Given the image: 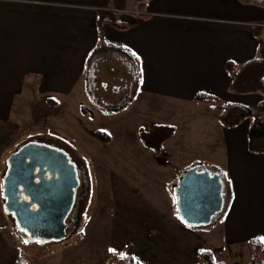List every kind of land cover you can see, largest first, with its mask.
Wrapping results in <instances>:
<instances>
[{
  "label": "crops",
  "instance_id": "crops-1",
  "mask_svg": "<svg viewBox=\"0 0 264 264\" xmlns=\"http://www.w3.org/2000/svg\"><path fill=\"white\" fill-rule=\"evenodd\" d=\"M98 1L0 0V162L15 153L11 148L39 114L49 120L50 101L65 108L58 111V129L65 133L70 101L81 116L82 102L93 101L91 91L110 92L105 104L125 102L143 120H159L142 123L135 135L160 177L159 207L138 220L141 232L158 235L146 245L154 264L180 252L188 264H198V251L207 245L236 257L225 264H249L250 240L264 241V153L248 149L251 119L225 128L220 115L228 103L255 108L263 100L258 93L235 94L225 65L240 67L257 56L254 29L264 23V8L239 0H150L137 16L125 11V0H111L129 27L104 24L101 46ZM199 93L221 102L196 103ZM108 112L98 110L95 117L103 120ZM157 126L173 129L160 155L140 136ZM202 164L222 172L231 191L224 216L207 237L179 219L171 191L184 171ZM178 236L189 243L179 245ZM243 252L247 256L238 260ZM18 253L9 260L0 254V264H16Z\"/></svg>",
  "mask_w": 264,
  "mask_h": 264
},
{
  "label": "rangeland",
  "instance_id": "rangeland-1",
  "mask_svg": "<svg viewBox=\"0 0 264 264\" xmlns=\"http://www.w3.org/2000/svg\"><path fill=\"white\" fill-rule=\"evenodd\" d=\"M90 94L93 96L92 103L84 101L81 106L82 115L85 116L77 115L79 109L75 106L76 103L69 102L66 111L70 114L65 123V133L58 129L62 120L58 111L65 108H59L57 103L50 101L49 120H41L39 114L35 125L30 128L32 131L25 133L11 148L10 153L16 152L28 142H47L68 154L76 167L78 187L73 211L67 219V224L70 225L67 229L68 236L47 242L50 250L47 255L38 257L18 234L15 218L6 210L2 193L3 177L7 172L10 156L6 161L0 162V244L4 248L0 246V254H7L8 260L17 251L27 264H111L126 250V253L136 259H145L148 264H154L146 245L157 239L158 235L141 232L138 220L149 211L148 208L159 207L161 198L154 197L161 191L160 177L152 168L153 159H147L143 155L145 148L135 135L139 134L137 129L142 123L151 124V121L159 120L153 119L155 116L143 120V117L135 115L124 106L115 111L110 110L108 117L103 120L96 119L98 110L106 112L110 109L111 105L105 104L110 92L91 91ZM252 109L256 116L260 115L255 108ZM96 130L108 133L111 142L103 144L97 141L93 137ZM193 167L195 166L187 170ZM181 176L174 185L178 184ZM174 187H171L172 193ZM74 214L77 216L75 221ZM215 224L213 222L200 226L199 229H192L204 232L203 235L207 237V232ZM203 239L206 240L205 237ZM178 242L179 245L189 243L185 238L182 240L181 236H178ZM204 247L202 249H208L209 246ZM214 254L217 262L236 259L230 252L220 248ZM246 256L243 252L237 257L241 260ZM251 257L250 253L248 261H251ZM187 259L186 252H180L173 259L160 260L158 264H188ZM8 260L4 259L3 264L6 261L8 263ZM197 263H200L199 257Z\"/></svg>",
  "mask_w": 264,
  "mask_h": 264
},
{
  "label": "water",
  "instance_id": "water-1",
  "mask_svg": "<svg viewBox=\"0 0 264 264\" xmlns=\"http://www.w3.org/2000/svg\"><path fill=\"white\" fill-rule=\"evenodd\" d=\"M124 105L122 102L110 110ZM7 164L2 192L18 234L28 243L67 237L70 225L66 219L78 187L71 157L50 143L28 142L9 157ZM223 178L204 165L182 174L174 195L178 217L185 225L198 228L214 222L224 205Z\"/></svg>",
  "mask_w": 264,
  "mask_h": 264
},
{
  "label": "trees",
  "instance_id": "trees-1",
  "mask_svg": "<svg viewBox=\"0 0 264 264\" xmlns=\"http://www.w3.org/2000/svg\"><path fill=\"white\" fill-rule=\"evenodd\" d=\"M147 1L150 0H125V11L130 14L139 11ZM239 1L242 4H253L264 8V0ZM97 7L99 8L97 18L99 44L103 46L106 44L102 32L104 24H110L114 28L120 30L127 29L129 25L121 20V13L113 9L111 0H99L97 2ZM254 34L259 39L257 56L240 67H236L235 64L228 62L226 63L225 68L227 73L231 76V89L235 94L246 95L258 93L263 97V100L255 107L260 115L256 116L254 109L250 107L237 103H228L220 115V122L225 128H235L246 119H251L249 126L248 149L253 153H264V23L255 26ZM124 52L127 56L132 57L135 62L138 61L128 51L124 50ZM194 101L199 104L210 105H218L221 102L218 97L204 93L197 94L194 97ZM108 111L110 112V110H107L106 112ZM172 132L173 129L171 127L157 126L150 132H143L140 136L143 144L147 148L152 149L156 155H160L164 149L163 145L165 140L171 136ZM93 137L103 144H109L111 142V136L103 131H94ZM204 166L209 170L222 174V172L216 168L207 165ZM225 181V178H223V192L225 195L224 205L221 211L217 214L214 222L221 220L224 216L226 205L231 194L230 187ZM26 244L36 252L38 257L47 255L50 252L47 242H26ZM250 247L252 260L249 264H262V262H264V241L252 239L250 240ZM198 257L200 259V263L198 264H225L224 262H217L213 251L209 249L199 250ZM16 264L27 263L21 255H18ZM111 264H140V262L134 256L126 253L125 250V252Z\"/></svg>",
  "mask_w": 264,
  "mask_h": 264
},
{
  "label": "flooded vegetation",
  "instance_id": "flooded-vegetation-1",
  "mask_svg": "<svg viewBox=\"0 0 264 264\" xmlns=\"http://www.w3.org/2000/svg\"><path fill=\"white\" fill-rule=\"evenodd\" d=\"M39 142V141H38ZM25 145V144H24ZM21 147H23V146H21ZM21 147L19 148V149H21ZM18 149V150H19ZM17 150V151H18ZM71 160H72V158H71ZM75 166V165H74ZM75 169H76V167H75ZM77 191V190H76ZM75 200H76V193H75ZM75 200H74V205H75ZM74 205H73V207H74ZM73 211V208H72V210H71V212ZM71 212H70V214H69V216L71 215ZM68 216V217H69ZM68 217H67V219H68ZM67 219H66V224H67ZM73 219H74V221H75V219H77V216H76V214H74V216H73Z\"/></svg>",
  "mask_w": 264,
  "mask_h": 264
},
{
  "label": "built area",
  "instance_id": "built-area-1",
  "mask_svg": "<svg viewBox=\"0 0 264 264\" xmlns=\"http://www.w3.org/2000/svg\"><path fill=\"white\" fill-rule=\"evenodd\" d=\"M131 14L139 16L141 13L139 11H135V12H133Z\"/></svg>",
  "mask_w": 264,
  "mask_h": 264
},
{
  "label": "snow or ice",
  "instance_id": "snow-or-ice-1",
  "mask_svg": "<svg viewBox=\"0 0 264 264\" xmlns=\"http://www.w3.org/2000/svg\"><path fill=\"white\" fill-rule=\"evenodd\" d=\"M182 219V218H181ZM185 223H187L186 221H184ZM190 226V225H189ZM262 239H264V238H262ZM110 251H114V250H112V249H110Z\"/></svg>",
  "mask_w": 264,
  "mask_h": 264
}]
</instances>
